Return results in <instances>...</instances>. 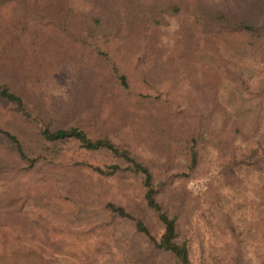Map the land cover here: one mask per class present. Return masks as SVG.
<instances>
[{"label": "trees", "instance_id": "16d2710c", "mask_svg": "<svg viewBox=\"0 0 264 264\" xmlns=\"http://www.w3.org/2000/svg\"><path fill=\"white\" fill-rule=\"evenodd\" d=\"M243 171L264 176V0H0V264L96 263L29 215L42 198L128 228L120 264H238L228 216L180 217Z\"/></svg>", "mask_w": 264, "mask_h": 264}, {"label": "rangeland", "instance_id": "374dc122", "mask_svg": "<svg viewBox=\"0 0 264 264\" xmlns=\"http://www.w3.org/2000/svg\"><path fill=\"white\" fill-rule=\"evenodd\" d=\"M35 68L34 65H30L27 71ZM58 91L61 92V89ZM55 88L51 89L49 95H58ZM218 160L215 152L206 150L203 153L202 162L199 166V170L195 177L191 180L193 183L191 187L193 190H197L196 193H200L202 187L203 178L205 177L206 168L213 166L214 162ZM243 181L239 184H230L225 186L226 189L219 197L218 204L214 205L205 200L197 199L190 205H187L183 209L182 216L180 217V223L188 228L189 223L196 224L198 229L208 233L214 228L215 221L219 227L224 223V218L228 216L231 222H234L237 226L239 237L241 238L238 264H264V176H248L243 171ZM55 176V175H54ZM50 176L49 179L53 180L56 184V190L60 194L64 191L65 179L61 175ZM13 178L8 183L15 182ZM190 185V184H188ZM56 195L51 192L50 198ZM62 197V196H61ZM59 199V196L56 197ZM37 202V201H36ZM35 202V203H36ZM258 202H261L259 205ZM34 203V204H35ZM61 202H57L60 205ZM27 205L28 213L31 217H37L42 212L44 215V222L54 227V230L62 233L65 237L66 244L73 246L76 253L81 256L94 255L95 264H120L116 262L115 254L117 241L119 247L122 241L125 239V235H129L133 240L134 234L127 228L119 224H112L108 227H93L90 228L84 224L85 220H92V222H98L100 219L95 214H90L86 211H82L78 214L59 212L60 210L54 209V203L50 199H41L36 205ZM258 208H261L259 213H255ZM34 208V209H33ZM258 216V217H257ZM48 226V225H47ZM53 235L52 232H41V240L46 239L48 236ZM62 235V234H61ZM117 238L116 240L114 238ZM123 244V243H122ZM223 248L224 261L228 260L229 252L232 253L233 243L224 240L221 245ZM119 255V252L117 253Z\"/></svg>", "mask_w": 264, "mask_h": 264}]
</instances>
